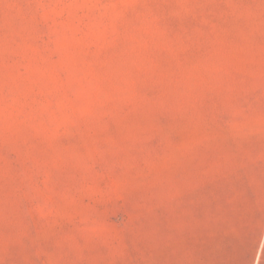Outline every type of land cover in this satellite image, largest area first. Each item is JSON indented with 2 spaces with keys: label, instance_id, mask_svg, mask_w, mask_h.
<instances>
[{
  "label": "rangeland",
  "instance_id": "1",
  "mask_svg": "<svg viewBox=\"0 0 264 264\" xmlns=\"http://www.w3.org/2000/svg\"><path fill=\"white\" fill-rule=\"evenodd\" d=\"M0 264H264V0H0Z\"/></svg>",
  "mask_w": 264,
  "mask_h": 264
}]
</instances>
